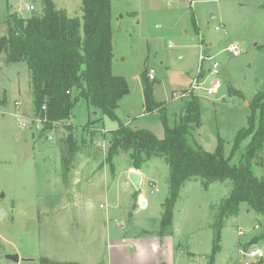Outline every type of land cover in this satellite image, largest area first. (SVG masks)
Wrapping results in <instances>:
<instances>
[{"label":"rangeland","instance_id":"1","mask_svg":"<svg viewBox=\"0 0 264 264\" xmlns=\"http://www.w3.org/2000/svg\"><path fill=\"white\" fill-rule=\"evenodd\" d=\"M53 1L67 16L81 19L80 0ZM262 5L263 0H110L111 72L124 77L129 88L115 118L93 114L80 99L69 118L41 131L26 63H8L0 53V264H264V216L241 202L216 229L212 206L228 195L231 181L204 188L199 178L181 185L166 246L159 247L165 254L157 257L168 164L161 157L145 161L135 169L143 174L135 189L128 179V154L106 159L119 122L163 139L165 123L175 125L189 97L198 99L200 121L187 134L188 144L213 152L219 140L229 155L249 117L254 126L259 123L253 101L264 89ZM40 8L39 0H0V36L10 13L26 17ZM232 43L237 55L227 51ZM212 61L218 63L220 88L206 95ZM150 68L153 81L144 78ZM150 84L149 97L161 109L145 108ZM70 133L78 151L65 170L61 156ZM249 141L246 136L235 146L230 164L240 163ZM260 155L264 159V146ZM255 162L253 173L264 174ZM258 250L260 256L248 255ZM10 253L18 262L5 259Z\"/></svg>","mask_w":264,"mask_h":264},{"label":"trees","instance_id":"2","mask_svg":"<svg viewBox=\"0 0 264 264\" xmlns=\"http://www.w3.org/2000/svg\"><path fill=\"white\" fill-rule=\"evenodd\" d=\"M39 1L41 8L38 12L26 17L14 13L8 15L4 21L6 32L0 36V53L5 54L8 63H26L33 110L44 118L41 131L49 128L51 122L69 118L80 99L97 113L115 118L117 103L129 88L124 77L111 72L110 0H80L81 19L67 16L53 0ZM144 78L149 81L146 74ZM147 88L146 110L161 109L162 104L151 100ZM230 91L237 94L233 88ZM257 109L260 111L258 125L254 126L253 115L249 117L247 127L239 131L227 156L219 140L213 152L200 145L192 147L188 144L187 134L196 130L200 121L199 102L194 97L185 100L174 126L169 127L165 123L163 139H156L148 130L131 129L120 122L112 130L107 161L121 151L128 154L130 167L134 169H139L153 157L163 158L169 166V195L162 202L159 229L156 231L158 237L169 235L178 191L184 181L191 178H199L204 188L212 182L231 181L228 195L216 207L212 206L216 209V229L223 225L224 218L238 212L241 202L264 216V174L256 176L251 169L253 160L264 166L260 155L264 146V89L255 95L253 112ZM246 136H250V141L244 148L240 163L230 164L235 146ZM65 142L61 165L68 170L78 146L71 133ZM137 193L133 194L134 199Z\"/></svg>","mask_w":264,"mask_h":264},{"label":"built area","instance_id":"3","mask_svg":"<svg viewBox=\"0 0 264 264\" xmlns=\"http://www.w3.org/2000/svg\"><path fill=\"white\" fill-rule=\"evenodd\" d=\"M33 8H34L33 5L28 6V9H29V10H33ZM215 29H216V30H219V27H215ZM227 51H228L229 53H231L232 55H237V54H238V50H237L236 43H232V44H230V45L227 47ZM200 57H201V58H200L201 60H203L204 58H211L210 56H205V55H201ZM209 70H210V75L213 77V79L210 81L211 86L208 87V88L205 90L206 95H212V94H214V93H217V92L219 91V88H220V81H219V79L216 77L217 74H218V63H217L216 61H212L211 64H210V68H209ZM146 75H147V78H148L149 81H152V80L155 79V71H154L152 68H150V69L147 70ZM224 96H225V94L222 93V94H220L219 98H223ZM14 104H15V105H19V102H18V101H15ZM42 108L44 109L45 107L43 106ZM41 121H42V123H43L44 118H40V117L38 116V118H37V122H38L37 127H38V128H40ZM20 125L24 127V126H25V122H24V121H21V122H20ZM41 126H42V125H41ZM41 128H42V127H41ZM152 185H153V184H152ZM243 232H244V230H243V229H240V230H238L237 233H238V235H241ZM260 254H261V252L258 250V251L250 252L248 255H250V256H260ZM243 255H246V252H244ZM238 264H250V263H248V262H246V261H245V262H242V261L240 260V261H238Z\"/></svg>","mask_w":264,"mask_h":264},{"label":"water","instance_id":"4","mask_svg":"<svg viewBox=\"0 0 264 264\" xmlns=\"http://www.w3.org/2000/svg\"><path fill=\"white\" fill-rule=\"evenodd\" d=\"M149 91L152 90L151 84L149 85V87L147 88ZM93 114H97V112H93ZM30 150L28 147H26V153L25 155L29 154ZM128 179L131 182V184L135 187V189H139L140 186V182H141V175L139 174V172L137 171H130L128 173ZM159 254V252H157ZM6 259L12 260L17 262L18 261V255L16 253H12V254H6L5 255Z\"/></svg>","mask_w":264,"mask_h":264},{"label":"crops","instance_id":"5","mask_svg":"<svg viewBox=\"0 0 264 264\" xmlns=\"http://www.w3.org/2000/svg\"><path fill=\"white\" fill-rule=\"evenodd\" d=\"M31 1H33V0H31ZM131 169H133V171H136L134 168H131V167H129V169H128V173L130 172V171H132ZM139 170V169H138ZM137 172H139V174L141 175V181L143 180V174L140 172V171H137ZM141 185V184H140ZM136 198H137V196L135 197V200H136ZM141 200H142V197H141ZM166 237L167 236H164V237H157V243H156V245H155V247H156V249H157V251L159 252V254L157 253V255H156V253H155V255L157 256V257H161V256H163V254H165V253H163V249H160L159 247H160V245H162V248L164 247V246H166V244H165V239H166ZM165 252H166V250H165ZM10 254H12V253H10ZM6 259V258H5ZM18 259H19V257H18ZM9 260V259H8ZM10 261H12V260H10ZM13 262H15V261H13ZM18 262V261H17Z\"/></svg>","mask_w":264,"mask_h":264}]
</instances>
